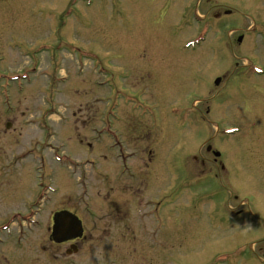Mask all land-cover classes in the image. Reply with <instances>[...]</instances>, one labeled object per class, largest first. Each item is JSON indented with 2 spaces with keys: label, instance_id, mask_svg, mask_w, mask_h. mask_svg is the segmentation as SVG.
<instances>
[{
  "label": "rangeland",
  "instance_id": "rangeland-1",
  "mask_svg": "<svg viewBox=\"0 0 264 264\" xmlns=\"http://www.w3.org/2000/svg\"><path fill=\"white\" fill-rule=\"evenodd\" d=\"M205 16V40L185 48ZM256 22L264 0H0V223L26 208L39 183L53 200L26 246L11 239L1 258L264 264V78L238 80L248 62L264 66V38L245 37ZM121 89L152 105L157 127L115 97ZM224 90L231 100L219 101ZM107 109L122 116L128 151L140 153L131 162L137 181L116 160L122 148L95 141ZM217 127L234 136L214 139ZM167 196L157 223L133 222L143 202ZM79 199L94 217L74 207ZM123 199L133 221L119 213ZM59 211L83 223L88 237L76 253L50 240Z\"/></svg>",
  "mask_w": 264,
  "mask_h": 264
},
{
  "label": "flooded vegetation",
  "instance_id": "flooded-vegetation-1",
  "mask_svg": "<svg viewBox=\"0 0 264 264\" xmlns=\"http://www.w3.org/2000/svg\"><path fill=\"white\" fill-rule=\"evenodd\" d=\"M219 12L215 16H213V17L211 16V19H215L217 22H219V20H221L223 18V15ZM195 14H196V11H195ZM231 16H232V13L230 14L227 12V17L230 18ZM208 18H209V16H205L202 20L207 21ZM204 24H206V22ZM204 28H205V30L203 29L204 32H206L207 30L212 28L211 22L208 24V27H204ZM236 30H238V28L237 29H230L228 31V36H229L230 32H234ZM252 36L264 38V22L253 23L251 25V27H249L246 30L245 37L249 38ZM202 41H203V39L201 40V42ZM241 41L242 40H240L239 42H241ZM258 68L260 69V72L256 71V69H258ZM261 78H264V66L259 65V64L255 63L254 61H251V62L247 63V65L241 71L239 79L238 78L237 79L240 80L242 82L241 83L242 86L245 87L248 81L250 82V80L261 79ZM216 86H218V83L216 84ZM121 92L125 96L126 100H128V101H126L124 99L123 104L128 105V103H129L130 105H132L131 110H135V111H131V112L136 113L139 110L141 112H144L145 113L144 115L149 113V115L152 116V120H151L152 124L151 125L153 127H157L158 121L155 122V119H153L154 109H153L152 105L148 104L149 102L147 100L140 99L141 98L140 93H137L135 95H131V94H129V92L126 93V90H124V89ZM216 96L219 98V101H221V99H223V97L228 99V100H231L233 98V94L230 93V95H229V93L225 92V90L218 92L216 94ZM221 105H223V104H221ZM153 106H154V104H153ZM196 111L198 112V117L200 118V120H205V116H203L199 110H196ZM122 120L118 121L114 125V128H112L111 121H105L104 122V124H105L104 128L108 129L109 132H113V135L111 137L116 139V141L113 142L114 144H120V143L123 144V147L121 145V148L124 151H122L118 154L116 160L121 161V166L123 168V171L128 172V173L130 172V176H131L130 179L137 181L138 176L135 174L134 166L132 165L131 162H132V160L137 158L140 153L138 151H128L129 147L127 144L128 142H127L126 132L120 130V128H119V124H121L123 122ZM139 122H144V121H139ZM138 137H140V135ZM120 138L122 139V141L120 140ZM135 139H139V138L135 137ZM214 139H216V138H214ZM201 146H203L208 153L211 152L213 155L219 154V152L213 151L211 145H207V143H203ZM116 147H118V146H116ZM119 149H120V146H119ZM125 152L128 153L127 156L125 155ZM149 155L152 157V158H150V160L152 161L153 155L150 153H149ZM220 155L221 156L217 157L215 159V161H217L218 159H220L222 157V154H220ZM221 169H224L223 164H221ZM37 187H38V190H37V194H36L35 198L31 202L26 203V205H25L26 208L23 211H16L11 216L9 214V216H7V218L4 220V222L0 223V248L8 245L10 243L11 239H15L14 245H16V247L21 248V246H22V248H24L26 246V244L28 243V241L31 239V236L33 235V233L36 230L41 229L43 227V225H42L43 223H42L41 219H42L43 215L45 214L48 206L50 204H52V202H53V200L50 197V192H52V190H47L46 186L42 185V184L37 185ZM48 193H49V195H48L49 198L45 199L44 195L48 194ZM125 200L123 199L122 201H120L119 207H121L122 210L119 209V213H121V215H123V218L125 217L126 219L133 221V216H132V212L130 209V208H132V206L129 208V206H127L128 202H126ZM83 202L85 203V201H82V200L75 201L73 203L74 207L80 208L81 206H83ZM88 203L90 205V201H87V204L84 206L85 208L88 207ZM160 208H161V203L159 201H157V200H146L145 202H143L141 204V206L135 212L136 216H134L133 222L141 224L143 221L151 220L153 223H157L159 221V217H160V215H159ZM62 212H68V211H59V213H54L52 215L54 225L52 226V229H51L50 240L52 242L58 244V245L71 243L70 249L73 250L74 253H76L78 251V245L75 242L81 241L82 238H84V237L87 238L88 236H85V234H84L85 229L83 227V223L81 222V225H82V231L81 232H79V231L73 232V234H71L69 237H64L62 226H60V224H59L60 221L59 220L56 221L54 219L55 216H56V219L59 218L58 216ZM86 213L88 214V216L90 218L92 216L93 217L95 216L92 209L90 210V208L88 210H86ZM123 218L120 219L121 222L120 221H118V222L122 223ZM9 220H10V222H9ZM115 223L117 224V221H115ZM108 224H109V226L106 229V235L109 237L111 235L110 221L108 222ZM5 225H7V226H5ZM1 255H2V253L0 251V264H2V263L10 264L8 259H6L5 257L1 258Z\"/></svg>",
  "mask_w": 264,
  "mask_h": 264
},
{
  "label": "water",
  "instance_id": "water-1",
  "mask_svg": "<svg viewBox=\"0 0 264 264\" xmlns=\"http://www.w3.org/2000/svg\"><path fill=\"white\" fill-rule=\"evenodd\" d=\"M64 220L67 221V219H65V218H64ZM67 222H68L67 224L62 225V228H64V230L68 231L69 233H71L72 231L76 232L77 230L80 231V226L76 220L74 221L76 223V225H74L70 220H68Z\"/></svg>",
  "mask_w": 264,
  "mask_h": 264
},
{
  "label": "bare ground",
  "instance_id": "bare-ground-1",
  "mask_svg": "<svg viewBox=\"0 0 264 264\" xmlns=\"http://www.w3.org/2000/svg\"><path fill=\"white\" fill-rule=\"evenodd\" d=\"M211 33H212V31L210 30V32H209V34H208V36H207V37H209ZM201 46H202V45H201ZM186 128H187V127H186ZM186 128H185V129H186Z\"/></svg>",
  "mask_w": 264,
  "mask_h": 264
}]
</instances>
